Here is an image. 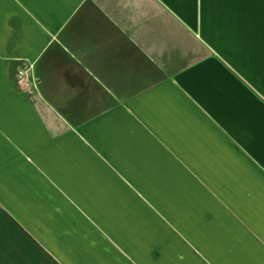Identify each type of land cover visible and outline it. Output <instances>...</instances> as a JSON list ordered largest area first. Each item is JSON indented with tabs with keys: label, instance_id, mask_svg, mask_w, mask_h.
Masks as SVG:
<instances>
[{
	"label": "crops",
	"instance_id": "1",
	"mask_svg": "<svg viewBox=\"0 0 264 264\" xmlns=\"http://www.w3.org/2000/svg\"><path fill=\"white\" fill-rule=\"evenodd\" d=\"M244 156L264 170V0H0V253L79 252V221L109 233L94 221L147 203L138 188ZM252 217L219 264H264ZM90 254L131 264L109 242Z\"/></svg>",
	"mask_w": 264,
	"mask_h": 264
},
{
	"label": "rangeland",
	"instance_id": "2",
	"mask_svg": "<svg viewBox=\"0 0 264 264\" xmlns=\"http://www.w3.org/2000/svg\"><path fill=\"white\" fill-rule=\"evenodd\" d=\"M241 158L242 170L228 167L223 172L212 164L209 171H193L194 184L181 182L184 187L138 188L142 195L147 192V203L132 202L117 218L94 221L109 233L95 235L90 231L92 226L79 221V252L65 245L62 250L57 246L52 254L38 250L12 253L9 246L0 258L3 264H89L80 253L90 251L92 255L103 242H109L117 245L131 264H166L172 260L198 264L204 259L219 264L224 258L219 246L236 242L233 231L237 224L246 230L244 235H250L252 213L264 211V170L256 166L253 157ZM166 179H171L169 173ZM175 190L178 193L174 194ZM237 212L248 215L242 219ZM228 231L232 235H226ZM90 264H94L92 259Z\"/></svg>",
	"mask_w": 264,
	"mask_h": 264
},
{
	"label": "built area",
	"instance_id": "3",
	"mask_svg": "<svg viewBox=\"0 0 264 264\" xmlns=\"http://www.w3.org/2000/svg\"><path fill=\"white\" fill-rule=\"evenodd\" d=\"M15 79L22 89H30L33 87L34 79L30 75V66H21L16 69Z\"/></svg>",
	"mask_w": 264,
	"mask_h": 264
}]
</instances>
